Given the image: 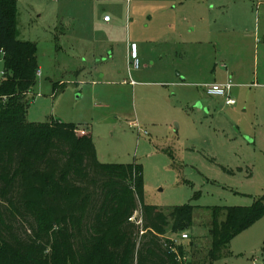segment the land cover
Listing matches in <instances>:
<instances>
[{
    "label": "rangeland",
    "instance_id": "374dc122",
    "mask_svg": "<svg viewBox=\"0 0 264 264\" xmlns=\"http://www.w3.org/2000/svg\"><path fill=\"white\" fill-rule=\"evenodd\" d=\"M14 1L40 72L27 121L74 124L101 163L141 166L147 205H194L184 244L203 260L212 209L264 199V0ZM228 83L236 105L207 95ZM208 264H264V217Z\"/></svg>",
    "mask_w": 264,
    "mask_h": 264
},
{
    "label": "trees",
    "instance_id": "16d2710c",
    "mask_svg": "<svg viewBox=\"0 0 264 264\" xmlns=\"http://www.w3.org/2000/svg\"><path fill=\"white\" fill-rule=\"evenodd\" d=\"M15 22V1L0 0V264H208L264 217V199L213 208L211 246L194 260L197 244L169 236L193 227L194 205H147L141 166L101 163L74 124L27 121L37 46L18 40Z\"/></svg>",
    "mask_w": 264,
    "mask_h": 264
},
{
    "label": "built area",
    "instance_id": "2783aa9c",
    "mask_svg": "<svg viewBox=\"0 0 264 264\" xmlns=\"http://www.w3.org/2000/svg\"><path fill=\"white\" fill-rule=\"evenodd\" d=\"M104 21L110 22L111 17L106 15L104 17ZM130 65H132V67L134 69H139V67H140L139 59H138L137 55H135L134 53H133V57L131 58ZM39 75H40V72L38 73V76ZM3 76H4V72L0 73V80H2ZM206 88H207V95L208 96L225 98V99H227L228 105H230V106L236 105V101L231 98V92H232V88H233V85L231 83H228L226 85H222V84L206 85ZM131 221L136 222L137 224L142 223L139 216L137 217V214L134 215V217L131 219ZM181 239L182 240L189 239L188 234H183L181 236Z\"/></svg>",
    "mask_w": 264,
    "mask_h": 264
},
{
    "label": "crops",
    "instance_id": "0c3cea01",
    "mask_svg": "<svg viewBox=\"0 0 264 264\" xmlns=\"http://www.w3.org/2000/svg\"><path fill=\"white\" fill-rule=\"evenodd\" d=\"M100 24H101V26H103V27H105V28H107V29H112L113 28V26H112V24H113V19L111 18V21L110 22H105L104 21V19L103 20H101L100 21ZM136 44H132V46H135ZM132 46H130V50H129V56H130V59L133 57V53L135 54V55H137V57H138V47L137 46H135L134 47V50H132ZM130 71L132 72V69H130ZM126 82V81H125ZM134 82H132V84H133ZM81 130H83V131H85V132H88L87 130H84V129H81ZM88 133H90V132H88Z\"/></svg>",
    "mask_w": 264,
    "mask_h": 264
}]
</instances>
